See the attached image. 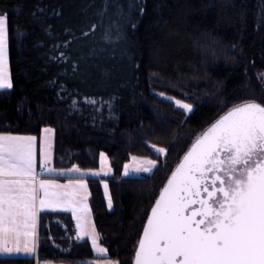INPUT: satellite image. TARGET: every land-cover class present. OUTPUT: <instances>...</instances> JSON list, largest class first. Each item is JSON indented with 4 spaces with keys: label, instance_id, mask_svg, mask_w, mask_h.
Returning <instances> with one entry per match:
<instances>
[{
    "label": "trees",
    "instance_id": "1",
    "mask_svg": "<svg viewBox=\"0 0 264 264\" xmlns=\"http://www.w3.org/2000/svg\"><path fill=\"white\" fill-rule=\"evenodd\" d=\"M0 14L8 17L13 81L0 91V131L54 129L57 168L98 169L106 152L114 174L89 179L91 208L109 257L134 264L178 159L231 106L264 96V0H0ZM151 145L167 149L165 158ZM131 156L160 165L125 177ZM56 217L71 222L67 214L41 217L38 258L0 257V264L94 259L88 240L66 250L67 232L48 223Z\"/></svg>",
    "mask_w": 264,
    "mask_h": 264
},
{
    "label": "snow or ice",
    "instance_id": "2",
    "mask_svg": "<svg viewBox=\"0 0 264 264\" xmlns=\"http://www.w3.org/2000/svg\"><path fill=\"white\" fill-rule=\"evenodd\" d=\"M7 53L8 17L0 14V90L13 88ZM159 95L185 113L194 111L191 103ZM53 136L54 129H43L37 170V137L0 131V256L36 259L40 213L67 211L75 220V240L91 243L95 258L88 264H119L99 243L88 204V178L111 174L105 155L100 171L57 170ZM150 147L158 156L167 152ZM130 159L126 177L157 168L155 160ZM134 264H264V103L234 104L196 137L151 208Z\"/></svg>",
    "mask_w": 264,
    "mask_h": 264
},
{
    "label": "crops",
    "instance_id": "3",
    "mask_svg": "<svg viewBox=\"0 0 264 264\" xmlns=\"http://www.w3.org/2000/svg\"><path fill=\"white\" fill-rule=\"evenodd\" d=\"M8 65H9V70H10V74H11V68H10V57H9V35H8ZM11 78H12V76H11ZM0 91H2V90H0ZM52 129V128H51ZM12 134H15V135H33V136H36L37 137V170H39V161H40V157H39V147H40V140H41V137L43 136V130H42V132L39 134V135H35V134H32V133H12ZM55 131H54V136H53V163H52V166L54 167V168H56L57 170H67V169H69V168H71V167H73V166H71V167H68V168H57L56 166H55ZM80 168V167H79ZM81 170H89V169H82V168H80ZM99 177H101V176H99ZM99 177H89L88 178V190H89V192H90V186H89V179L90 178H99ZM56 179L58 180V182L59 183H67L68 182V180H67V178H65V177H56ZM103 182H105V181H102V185L104 186V183ZM90 196H91V194H90ZM90 196H89V199H88V204H89V206H90ZM93 213V212H92ZM49 214H67L69 217H70V224L67 222V221H65V219H62L61 217H56V218H52V219H48V223H55V224H57V225H59L60 226V222L62 221V222H65L66 224H68L69 226H72V227H74V231L76 232V230H75V220H74V218L72 217V214H71V212H67V211H51V210H45V211H42L41 213H40V216H39V223H38V251H37V258H38V255H39V239H40V234H39V229H40V222H41V217H43V216H48ZM94 221H95V219H94ZM96 224V223H95ZM95 227H96V230H97V232L99 233V231H98V228H97V225H95ZM101 237V236H100ZM84 240H88L87 238H85ZM89 241V240H88ZM90 242V241H89ZM99 243L103 246V247H106L103 243H102V241H101V238H100V241H99ZM91 244V243H90ZM55 245L57 246V247H59V245L57 244V243H55ZM107 248V247H106ZM93 250V249H92ZM95 255V254H94ZM108 255H109V252H108ZM0 257H7V256H0ZM18 257H25V256H18ZM90 261V260H89ZM89 261H87V264H88V262ZM49 262V264H68V263H65V262H59V261H48ZM39 264H45V261H43V262H40L39 261Z\"/></svg>",
    "mask_w": 264,
    "mask_h": 264
},
{
    "label": "rangeland",
    "instance_id": "4",
    "mask_svg": "<svg viewBox=\"0 0 264 264\" xmlns=\"http://www.w3.org/2000/svg\"><path fill=\"white\" fill-rule=\"evenodd\" d=\"M261 74H264V71L262 72V73H260L259 74V78L261 79V82L263 83V87H264V77H261ZM263 94H264V92H263ZM164 96L165 97H167V96H169V95H166V94H164ZM160 97H162V96H160ZM171 97H174V96H171ZM162 98H164V97H162ZM174 98H176V97H174ZM176 99H178V98H176ZM252 100H255V101H257V102H261V103H264V96H261V98L260 97H258V99H252ZM184 102H186V101H184ZM186 103H189V102H186ZM193 108H195L194 106H193ZM227 112V111H226ZM225 112V113H226ZM225 113H223L222 115H224ZM187 115H191V114H189V113H186ZM221 115V116H222ZM220 116V117H221ZM219 117V118H220ZM218 118V119H219ZM217 120V119H216ZM215 122V121H214ZM213 122V123H214ZM212 123V124H213ZM211 124V125H212ZM210 125V126H211ZM209 126V127H210ZM209 127H207V128H209ZM207 128L204 130V131H206L207 130ZM203 131V132H204ZM203 132H201L200 134H202ZM199 134V135H200ZM192 143H194V142H192ZM192 145V144H191ZM191 145L189 146V148L187 149V151L190 149V147H191ZM187 151H185L184 153H183V155L180 157V159H178V160H182V158H183V156L187 153ZM104 155H105V157H106V162H107V164L110 166V168H111V174L110 175H108V176H104V175H101V177H99V178H106V177H110V176H112L113 174H114V169H113V167H112V163H111V160L109 159V157H108V155H107V153L106 152H102ZM165 156H166V154H163L162 155V157L163 158H165ZM136 157H138V158H143V159H150V160H155L156 162H157V167H159V165H160V161L158 160V159H153V158H149V157H139V156H136ZM180 161H178V163L176 164V166L179 164V162ZM132 163V161L130 160L127 164H131ZM175 166V167H176ZM166 167H168V166H166V164L164 165V169H166ZM157 169V168H156ZM156 169H154L153 170V172L152 173H141V174H139L138 176H129V177H139V176H143V175H151V174H153L154 172H155V170ZM89 170H92V171H100L101 170V164H100V167L98 168V169H89ZM105 170H107V169H105ZM175 170V169H174ZM173 170V171H174ZM172 174V173H171ZM124 176V175H123ZM170 176L171 175H169V177L167 178V180L165 181V184H164V186L166 185V183H167V181H168V179L170 178ZM126 177V176H125ZM106 183H107V181H105ZM108 184V183H107ZM164 186H163V188H164ZM105 190V189H104ZM90 194H91V192H90ZM107 194H109L110 195V193H109V188L107 189ZM160 195V194H159ZM105 196H106V200H107V195H106V192H105ZM159 197V196H158ZM158 197H157V199H158ZM154 206V205H153ZM90 208H91V203H90ZM93 211H92V208H91V216H92V219L94 220V215H93V213H92ZM150 215V214H149ZM94 223H95V221H94ZM96 225V224H95Z\"/></svg>",
    "mask_w": 264,
    "mask_h": 264
},
{
    "label": "built area",
    "instance_id": "5",
    "mask_svg": "<svg viewBox=\"0 0 264 264\" xmlns=\"http://www.w3.org/2000/svg\"><path fill=\"white\" fill-rule=\"evenodd\" d=\"M60 226L62 227V229H64L66 232H67V236L69 237V241H70V244L69 246L66 248V250H70L72 247H73V243H79L78 241L75 240V235H76V232L74 231V228L69 226L68 224H66L65 222H60L59 223ZM58 244V243H57ZM59 245V249L61 251H64V247L65 246H61L60 244Z\"/></svg>",
    "mask_w": 264,
    "mask_h": 264
},
{
    "label": "water",
    "instance_id": "6",
    "mask_svg": "<svg viewBox=\"0 0 264 264\" xmlns=\"http://www.w3.org/2000/svg\"><path fill=\"white\" fill-rule=\"evenodd\" d=\"M182 159H183V158H182ZM181 161H182V160H181ZM181 161H180V162H181ZM180 162H179V163H180ZM174 171H175V170H174ZM174 171H173V172H174ZM170 177H171V176H170ZM166 184H167V183H166ZM165 186H166V185H165ZM161 191H162V190H161ZM158 198H159V197H158ZM150 213H151V212H150ZM146 223H147V222H146ZM145 225H146V224H145ZM141 237H142V235H141Z\"/></svg>",
    "mask_w": 264,
    "mask_h": 264
}]
</instances>
